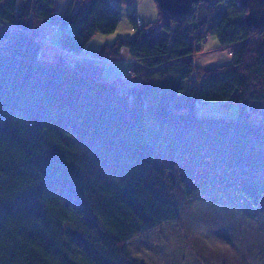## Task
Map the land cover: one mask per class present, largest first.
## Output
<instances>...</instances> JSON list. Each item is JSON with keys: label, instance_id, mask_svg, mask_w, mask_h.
Here are the masks:
<instances>
[{"label": "trees", "instance_id": "16d2710c", "mask_svg": "<svg viewBox=\"0 0 264 264\" xmlns=\"http://www.w3.org/2000/svg\"><path fill=\"white\" fill-rule=\"evenodd\" d=\"M57 5L0 0V264H146L129 242L177 219L176 205L214 202L209 188L225 184L252 207L264 199V125L249 111L264 100V27L240 0L198 2L187 17L157 4L141 25L129 12L134 36L98 56L127 48L132 86L91 71L98 60L42 56L43 22L79 52L116 30V0ZM206 36L234 47L230 62H194ZM201 100L237 103L239 116L200 114Z\"/></svg>", "mask_w": 264, "mask_h": 264}, {"label": "rangeland", "instance_id": "374dc122", "mask_svg": "<svg viewBox=\"0 0 264 264\" xmlns=\"http://www.w3.org/2000/svg\"><path fill=\"white\" fill-rule=\"evenodd\" d=\"M121 13L122 19L114 31L119 32V35L115 39L132 38V30L135 28L125 12ZM139 16L142 21L140 18L138 24L146 23V19L140 14ZM204 40V43L209 41L208 49L220 45L214 36L209 39L206 36ZM129 73L132 74L131 69ZM129 78L125 86H132L138 81L136 76ZM249 111L252 121L264 125V100L251 101ZM197 112L209 116H239L237 103L224 100H201ZM262 156L264 157V154ZM231 169V164L223 166L224 173ZM200 189L208 190L203 187ZM209 189L214 191V194L219 191V195L213 197L214 202L196 199L192 203L176 205L177 219L167 221L129 242L132 254L146 264H263L264 199L252 207L246 197L241 194L237 197L238 194L231 193L233 190L229 189L227 184L222 189ZM238 198L239 202L244 204L236 202Z\"/></svg>", "mask_w": 264, "mask_h": 264}, {"label": "crops", "instance_id": "0c3cea01", "mask_svg": "<svg viewBox=\"0 0 264 264\" xmlns=\"http://www.w3.org/2000/svg\"><path fill=\"white\" fill-rule=\"evenodd\" d=\"M30 0H18V9L22 10L26 8ZM121 12L124 11L126 16L129 12H135L140 23L139 14L145 18V22L152 21L158 16V6L156 0H116ZM81 4V0H58L57 9L60 13H64L68 7L71 6L73 11H76ZM139 13V14H138ZM123 14V13H122ZM157 14V15H156ZM142 21V18H141ZM141 25V24H140ZM69 30L73 31L75 28L68 26ZM117 30V29H116ZM60 28H53L52 23L43 22L40 30V37L42 40V56L46 60L54 59L58 55L70 57L69 51L64 48L60 43ZM133 36L134 32L133 31ZM119 35V32L111 34H97L94 38L75 56V59H95L101 64V67L97 64L91 65L89 69L94 72H98L105 79L124 80L125 82L130 80L132 74L129 70L132 67L133 59L129 54L127 48L123 49L121 54L117 57L102 58L98 56V51L104 43L112 42L115 37ZM209 39V38H208ZM209 41L203 44L202 51L194 55V62L201 66H213L222 63H228L231 61L232 54H230L227 46L218 45L211 49H208L207 44ZM208 49V50H207ZM138 77L139 80V76Z\"/></svg>", "mask_w": 264, "mask_h": 264}, {"label": "water", "instance_id": "95a60500", "mask_svg": "<svg viewBox=\"0 0 264 264\" xmlns=\"http://www.w3.org/2000/svg\"><path fill=\"white\" fill-rule=\"evenodd\" d=\"M215 3L219 0H156L157 4L174 17H187L198 2ZM246 8L245 21L257 29L264 27V0H240Z\"/></svg>", "mask_w": 264, "mask_h": 264}, {"label": "built area", "instance_id": "2783aa9c", "mask_svg": "<svg viewBox=\"0 0 264 264\" xmlns=\"http://www.w3.org/2000/svg\"><path fill=\"white\" fill-rule=\"evenodd\" d=\"M138 22H139V19H138ZM52 25H53V28L58 27L56 24H52ZM203 41H205V40H203ZM228 49H229L230 54H232L234 51V47H229ZM68 51L70 53V57H68V62L70 65H75V61H76L75 56L77 55L78 52L75 50H68Z\"/></svg>", "mask_w": 264, "mask_h": 264}]
</instances>
